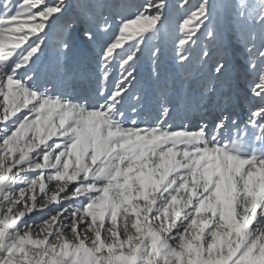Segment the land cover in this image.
I'll use <instances>...</instances> for the list:
<instances>
[{"label": "snow or ice", "instance_id": "6c2138e0", "mask_svg": "<svg viewBox=\"0 0 264 264\" xmlns=\"http://www.w3.org/2000/svg\"><path fill=\"white\" fill-rule=\"evenodd\" d=\"M101 35L76 95L66 62ZM166 63L199 119L173 122ZM0 264H264V0H0Z\"/></svg>", "mask_w": 264, "mask_h": 264}, {"label": "rangeland", "instance_id": "374dc122", "mask_svg": "<svg viewBox=\"0 0 264 264\" xmlns=\"http://www.w3.org/2000/svg\"><path fill=\"white\" fill-rule=\"evenodd\" d=\"M77 2V0H73ZM87 2H95V0H87ZM175 4L177 0H170ZM193 3L198 0H192ZM218 3H226L228 0H217ZM78 12L79 9H76ZM178 15V14H177ZM176 16L173 17L175 23ZM58 28L53 30L49 38V48L46 50V57L44 58V66L48 67L55 59L57 48V32ZM107 36H99L94 45L88 46L86 49L76 50L66 62V70L62 76V82L68 86L67 90L72 91L73 86L76 95H85L93 92L98 84L97 73V58L101 46L107 39ZM241 50L236 48L234 51V58L237 62L241 60ZM166 59H170V49L166 51ZM165 68L169 75H174L175 84L172 88V94L186 97L185 103L179 105L175 114L174 123H179L182 117H189L193 121L199 119V114L193 110L195 104V90L189 82L183 79V70L175 69L171 63H166ZM140 87L145 90V103L143 105L142 117L146 120H154L158 114L159 106L157 103L158 85L154 78L151 61L148 59L147 53L138 65ZM131 104L132 101L130 100ZM237 117L244 115L240 109L236 110Z\"/></svg>", "mask_w": 264, "mask_h": 264}]
</instances>
